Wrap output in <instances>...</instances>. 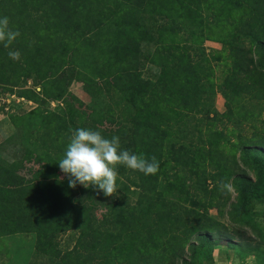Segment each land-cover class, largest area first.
Segmentation results:
<instances>
[{"label":"trees","instance_id":"obj_1","mask_svg":"<svg viewBox=\"0 0 264 264\" xmlns=\"http://www.w3.org/2000/svg\"><path fill=\"white\" fill-rule=\"evenodd\" d=\"M225 8H247L249 15L228 22ZM5 16L20 36L9 48L0 43V94L20 89L36 104L13 119L18 135L36 126V150L26 155L59 163L72 132L86 128L118 136L121 150L155 156L159 169L145 175L117 165V192L107 197L91 185L73 189L67 176L32 169L27 158L8 162L1 144L0 247L11 253L0 252V264H187L180 224L197 241L213 237L208 212L230 202L218 182H231L242 201L264 202V152L247 134L256 119L241 127L230 121L228 99L225 111H216L207 86L167 92L165 82L167 67L190 69L182 47L196 45L209 27L221 28L215 38L226 43L232 69L224 90L264 105V0H0ZM151 18L156 28H149ZM84 45L93 77L83 79L93 104L87 107L64 87L68 71H76L69 62ZM12 50L19 60L9 57ZM99 50L108 55L100 63ZM33 76L51 87L45 98L27 88ZM57 95L63 99L50 110L47 100ZM198 156L212 158L210 172H195ZM240 165L256 171L255 182ZM226 170L233 176L226 179Z\"/></svg>","mask_w":264,"mask_h":264},{"label":"rangeland","instance_id":"obj_2","mask_svg":"<svg viewBox=\"0 0 264 264\" xmlns=\"http://www.w3.org/2000/svg\"><path fill=\"white\" fill-rule=\"evenodd\" d=\"M248 15L249 10L247 8L242 11L225 8L224 11V17L227 18L228 22L237 23L243 21ZM148 23L149 28L151 26L157 27L156 19L151 18ZM214 31V29L209 27L204 30L205 37L198 40L196 45H187L180 49L185 54L183 63H187L190 69L188 71H180L179 67H167L165 70L167 92H176L185 85L198 87L203 84L207 86L213 95L217 112L223 113L225 111L226 99H228L232 106V113L229 116L231 122L240 124L241 127L243 124L249 127V124H251L250 118L256 119L251 124L256 128L254 131L250 130L247 134L249 137L252 134L249 140L253 144L252 147H260L263 150L262 152H264V105H256L247 96L224 90L223 80L231 74L232 70L231 57L226 43L215 38L225 33V31L221 28L215 31V34ZM98 35L100 42V32H98ZM86 53H89V50L84 45L81 48L80 55L72 63L69 62L71 69L76 71L69 70L64 81L66 91L75 96L82 107L93 105L88 101L84 93L85 83H83V79L92 77L90 75L89 56ZM98 53L99 56L96 60L99 63L108 57L106 52L100 55L99 50ZM79 65H86L85 70L87 71H84L82 67L81 69L78 68ZM79 70L85 72L82 73L83 76L79 75ZM70 72H72L71 76L69 75ZM26 86L43 98L51 89L46 81L36 76L29 78ZM19 90L14 89L13 92L5 91L0 94V145L6 143V146L1 148L3 152L1 157L8 162L27 158L23 162L28 167L36 170L42 169L49 176L59 180L65 178L66 175L60 170L58 162L34 160L33 154L29 156L25 154L27 151L36 150V126L33 125L32 128L26 129L22 135H18L13 119L28 113L36 107V104L33 102L32 96L29 100L24 99ZM62 99L63 97L60 95L48 99V108L50 110L55 109L60 105ZM232 126L239 130L236 124H232ZM230 140L232 139L230 138ZM175 143L176 141H174ZM14 144L15 150L12 147ZM234 156L236 162L241 164L237 151ZM211 159L198 156L196 161L199 167L195 172L199 173L204 169L210 172L211 167L208 168V166ZM227 159L230 160L231 158ZM240 167L255 182L256 171L250 167L246 168L242 165ZM260 172L261 175L264 173V157L263 170H260ZM224 174L226 179L233 176L229 174L228 170L224 171ZM238 193V191L233 189L230 193V202L225 207L218 210H209L208 213L216 222V225L212 228L214 232L210 240L197 241L192 231L190 232L189 226L185 223L180 224V231L183 235L181 234L177 239H185L182 244V250L183 259L187 264H264V202L242 201V197ZM174 197L175 200H180V196L176 195ZM201 209L199 206L194 207L195 212H201ZM225 229L230 231L231 234H225ZM0 252H3L4 255L11 253L1 247ZM19 258H22V255ZM41 260L43 261V259Z\"/></svg>","mask_w":264,"mask_h":264},{"label":"clouds","instance_id":"obj_3","mask_svg":"<svg viewBox=\"0 0 264 264\" xmlns=\"http://www.w3.org/2000/svg\"><path fill=\"white\" fill-rule=\"evenodd\" d=\"M19 36L20 32L10 27L9 18L0 17V43L9 48ZM8 55L11 59L19 60L21 54L12 50ZM58 164L67 176L69 187L75 189L79 184L88 188L91 185L98 190V194L102 192L107 197L117 192V165H124L145 175H154L159 169V161L155 156L149 159L143 154L121 150L118 136L107 138L101 131L86 128H77L72 132ZM218 183L222 194L233 191L231 182Z\"/></svg>","mask_w":264,"mask_h":264}]
</instances>
